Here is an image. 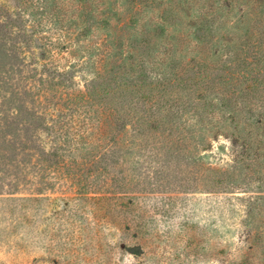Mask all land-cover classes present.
<instances>
[{
  "label": "rangeland",
  "instance_id": "1",
  "mask_svg": "<svg viewBox=\"0 0 264 264\" xmlns=\"http://www.w3.org/2000/svg\"><path fill=\"white\" fill-rule=\"evenodd\" d=\"M260 3L0 0V264H264Z\"/></svg>",
  "mask_w": 264,
  "mask_h": 264
},
{
  "label": "trees",
  "instance_id": "2",
  "mask_svg": "<svg viewBox=\"0 0 264 264\" xmlns=\"http://www.w3.org/2000/svg\"><path fill=\"white\" fill-rule=\"evenodd\" d=\"M256 2H261L262 3V5L264 4V0H255ZM261 3H260V5H261ZM254 4H255V2H254ZM258 6V5H257ZM258 7H260V6H258ZM263 8H264V5H263ZM137 10V9H136ZM199 10V11H198ZM197 10V12H200V9H198ZM138 11V10H137ZM217 11V10H216ZM207 12H209L210 14H208V15H206V22L208 23V24H211V23H214L215 22V18H217V16H216V14H215V11H214V6L212 7L211 6V8H209L208 10H207ZM108 17H109V15H107ZM133 16V15H132ZM201 16H203L202 15V13H201ZM111 17V16H110ZM109 17V18H110ZM199 16L197 15V17L195 18L196 19V21H193V26L192 27H194V28H198L201 24L200 23H198V21H197V18H198ZM201 18V17H200ZM200 18H198V20L200 19ZM207 18L208 19H211V22L208 20L207 21ZM205 19V18H204ZM241 19V18H240ZM192 20V19H191ZM202 22V21H201ZM157 24H158V26H156L157 28H159V27H161V28H163L164 29V26H165V24L163 23L162 24V22H160L159 20H158V22H157ZM200 24V25H199ZM235 29H239L238 27H236ZM213 30V29H212ZM246 36H248V37H250V34H247ZM130 40H131V38L130 39H128L127 40V42L125 43V47L123 48V57H122V60H126V59H133L134 58V53H133V51H135L136 50V46L134 47V44H130L129 42H130ZM205 40V39H204ZM206 41V40H205ZM260 42L262 43V44H264V39H263V37H261L260 36ZM208 44L209 43H204V48H206L207 46H208ZM219 44V43H218ZM175 45V43H171V45H165V47H164V50L163 51H159V54L158 55H156V56H154L153 58L154 59H152V60H144L143 58L142 59H140L138 62H136L135 60H134V62H132L129 66V68H130V70H132L133 72H136V71H139V72H143V71H145L146 70V68L147 69H149L150 68V71H157V70H160L158 67H156V65L158 64V63H160L161 65H165V64H167L168 62H167V59H169V58H171V54H173V53H171V52H173V46ZM220 45V44H219ZM131 47H132V49H133V51H132V49H131ZM217 50V49H216ZM260 51V60H259V62H261V63H263V68H264V48L263 49H260L259 50ZM215 55H216V52H215ZM120 61V59H115L114 60V64L112 65V70H111V73H114V70H116V69H119V68H121L122 67V64H120V65H118L117 63ZM204 61H206V60H204ZM136 62V63H135ZM194 62H195V60H193L192 62H190V63H188L189 65H192V66H194L195 64H194ZM178 62L177 61H174V64H177ZM174 64H172V65H174ZM198 66H203L202 64H200V63H198ZM179 67H182V69H184V66H178V68ZM161 71V70H160ZM127 72H125V74H126ZM115 79H117V77L115 76ZM262 81L264 82V77H263V79H262ZM264 98V97H263ZM106 100H108V101H106L107 103V105H106V107H107V109H108V114H107V116H106V118L107 119H111V118H113L114 120H117L118 121V124H117V126H116V129H115V131L114 132H120V131H118V129L119 130H123L124 129V126H126V120L125 119H128V117L129 116H131V114H132V110L133 109H135V108H129V107H127L128 105H125L124 103H121L122 102V99H121V101L120 102H113L112 100H109V99H106ZM261 101V100H260ZM203 108H204V111H206V109H207V107H206V105H204L203 106ZM127 109V110H126ZM126 110V111H125ZM154 110V107H152V106H150L149 107V109H148V111H153ZM177 113L179 112V110H177L176 111ZM237 112H239V110L237 111ZM248 114H250L249 113V111L247 112ZM131 119V118H130ZM119 122H121V125H119ZM120 134V133H119ZM114 138H115V134H114Z\"/></svg>",
  "mask_w": 264,
  "mask_h": 264
}]
</instances>
